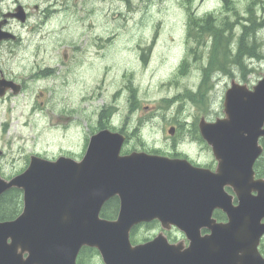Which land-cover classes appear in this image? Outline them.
Instances as JSON below:
<instances>
[{
    "label": "clouds",
    "instance_id": "1",
    "mask_svg": "<svg viewBox=\"0 0 264 264\" xmlns=\"http://www.w3.org/2000/svg\"><path fill=\"white\" fill-rule=\"evenodd\" d=\"M33 3L39 4V19L33 15ZM18 4L27 19L7 27L0 22V32L11 33L24 47L13 49L17 58L0 81L31 89L33 103L24 112V130L7 140L9 151L24 157L46 156L52 162L66 153L79 154L100 114L108 111V129L132 142L129 156L163 154L170 161L219 174L221 159L216 156L215 165L206 166L212 153L206 152L194 130L198 122L215 125L231 119L226 94L233 85L254 94L264 81V0H0V21L4 14L16 13ZM253 21L255 29L245 35ZM208 23L214 30L208 35L196 30ZM217 31L226 41L227 72L212 71L211 98L198 112L188 94L200 93ZM242 37L248 47L255 46V63L237 62ZM65 44L73 47L72 58L56 75L55 70L65 64ZM242 64L260 79L249 84ZM46 70L52 75L41 76ZM45 92L47 103L36 107L35 98ZM176 128L181 129L178 136L169 131ZM259 135H264V123ZM249 195L259 197L260 190L251 188ZM230 204L239 208L241 200L230 199ZM230 223L229 217L224 225ZM258 223L264 226V216ZM198 234L204 239L213 231L202 225ZM4 243L12 245L13 237L6 236ZM173 246L183 253L191 243ZM15 253L23 261L31 255L21 244ZM244 255L245 250L237 252ZM258 256L264 261V254Z\"/></svg>",
    "mask_w": 264,
    "mask_h": 264
},
{
    "label": "water",
    "instance_id": "2",
    "mask_svg": "<svg viewBox=\"0 0 264 264\" xmlns=\"http://www.w3.org/2000/svg\"><path fill=\"white\" fill-rule=\"evenodd\" d=\"M226 99L229 121L199 122L203 138L221 159L218 175L167 156L122 155L126 139L106 128L91 136L80 163L67 156L57 162L32 156L23 173L9 182L0 179V195L11 187L24 193L22 214L0 225V264H78L85 246L98 249L105 264H250L252 230L257 239L264 232L258 223L264 216V181L251 179L262 152L258 140L264 135H257L264 123V81L254 94L233 85ZM226 187L241 200L239 208L231 206L234 195ZM251 188L260 196L251 197ZM115 196L117 218L102 217ZM215 208L223 209L231 223H217ZM153 220L164 229L177 226L190 237L191 247L181 253L163 232L133 244L132 229ZM202 225L212 229L211 237H199ZM6 236L13 237L12 245L4 243ZM17 244L31 251L27 261L15 253ZM240 250L247 256H237Z\"/></svg>",
    "mask_w": 264,
    "mask_h": 264
},
{
    "label": "flooded vegetation",
    "instance_id": "3",
    "mask_svg": "<svg viewBox=\"0 0 264 264\" xmlns=\"http://www.w3.org/2000/svg\"><path fill=\"white\" fill-rule=\"evenodd\" d=\"M27 2L31 3L30 0H27ZM17 11L16 13H6L4 14L3 21H0L4 24V26H9V24L13 21L18 22L20 24H23L25 20L27 19V16L23 13L22 8L19 4L17 5ZM32 7L35 9L33 12V15L39 19L40 11H39V4L33 3ZM47 18V17H45ZM21 42L17 37H14L11 35V33H2L0 32V64L4 66V71L0 72V75H7V66L17 58L16 52L13 49H18L21 46ZM65 64L58 67L56 71V75H58L61 71H63L64 67H66V63L71 60L72 56H70L68 51H65L63 53ZM41 76H50L52 75V70H46L43 73H40ZM260 79V78H259ZM258 79V80H259ZM45 93H41V96H45ZM22 97L30 98L31 103H33V97L31 93V89H28L24 86H19L13 83V81L10 80H4L0 81V121H8V123L0 125V179H3L5 181H10L12 178H14L19 173H22L27 169L29 166L32 156H21L17 155V158H14V153L8 150V148L5 146L7 140L10 137H14L11 133V128L14 125V122H20L21 119L24 117V112L28 108V104L24 103L23 107H19L20 112H15L16 108V102L19 101ZM48 101V93L46 96V101L41 100L39 101L41 106H37L38 101L35 99V105L36 107H42L44 103H47ZM109 114L107 111L102 112L100 114V120L99 123L96 125V129H94V133L99 131L100 129L108 128L109 125ZM17 118V119H16ZM175 131V129H174ZM200 141L203 142L205 145L206 152L212 153V158L207 161V167H213L216 162V158L214 156V153L212 151V147L208 144V142L203 138L202 134L200 133L199 128V122H198V132L195 134ZM258 144L262 147V152L258 159L255 162L254 169H255V177L264 178V136H261L258 140ZM88 142V140H87ZM85 143V146L83 148V151H81L80 154H74V153H66L65 156L72 157L76 160H81L86 152L88 143ZM130 140L126 139L124 143V148L129 144ZM131 149L122 150V154H128ZM162 156H165L161 154ZM42 158H46V156H39ZM60 156H57V158ZM21 160V161H20ZM226 190L233 194V200L237 199L236 194L234 193L233 189L231 187H226ZM118 198V197H117ZM16 199H18V205L16 208ZM119 199V198H118ZM120 203V200H119ZM24 207V197H23V191L21 189L11 187L6 189L1 195H0V221L7 222V221H14L20 215L23 211ZM212 218L217 223H225V221L228 220V216L226 212L221 208H215L212 212ZM158 221H154L151 223H143L141 226L145 227H151L150 224L153 223L152 226L160 224ZM1 225V224H0ZM207 227V226H206ZM162 228V227H161ZM178 228L175 226H172L171 229H161L156 235H159L161 232H163L168 240L171 243L176 242H190V237L183 233L181 236L174 235V231H176ZM179 230V229H178ZM255 234V235H254ZM155 237V236H154ZM150 239H145L142 242H146ZM132 241L134 239L132 238ZM141 243V242H138ZM256 243H257V251H256ZM236 253V252H235ZM258 253L264 254V232L260 235L259 239L256 237V230H252V261L250 264H264V261H261L259 259ZM234 254V253H233ZM208 255V254H207ZM245 254L243 257H246ZM206 264H209L207 261Z\"/></svg>",
    "mask_w": 264,
    "mask_h": 264
},
{
    "label": "trees",
    "instance_id": "4",
    "mask_svg": "<svg viewBox=\"0 0 264 264\" xmlns=\"http://www.w3.org/2000/svg\"><path fill=\"white\" fill-rule=\"evenodd\" d=\"M255 27H256V24L253 21L252 29H245V35H247L249 31L254 30ZM196 30L199 33H202L204 35H208L210 32L214 31L211 29L210 23L205 24L203 27H200L199 25H197ZM215 41L216 43H215L214 55L212 57L210 66L208 67L207 70L204 71L203 82H202L200 93L197 96H193L195 97L196 102L202 101L204 98L206 99L205 92L209 93V89L212 88L213 82H211V79H209V76L213 70H220V71L227 72V68L225 67V65L229 61L226 55V48H225L226 41L224 37L221 35V33L218 31L215 32ZM242 59L244 62H247L248 60H252V59H257V57L255 56V46L251 48L248 47L245 42L244 37L241 38L240 52L236 57L237 62H240ZM241 66L243 69V64ZM243 70L246 71V69H243ZM191 99L194 100L193 98ZM194 131L196 133L198 132V124L196 125ZM119 204H120L119 199L117 197L111 198L104 205L101 215L109 219L116 218L118 215V211H119ZM17 205H18V199H16V208H17ZM152 225L153 223L150 224L149 226H152ZM135 231L136 230H134V232ZM96 253H98V251L94 248H89V247L83 248L78 258L79 264H89V259L93 256V254H96Z\"/></svg>",
    "mask_w": 264,
    "mask_h": 264
},
{
    "label": "rangeland",
    "instance_id": "5",
    "mask_svg": "<svg viewBox=\"0 0 264 264\" xmlns=\"http://www.w3.org/2000/svg\"><path fill=\"white\" fill-rule=\"evenodd\" d=\"M30 1L32 2V0H30ZM226 3H227V1H226ZM23 47L24 46L21 45L18 49H23ZM64 49H65V51H68L69 52L70 56H72L74 49H73V47L70 44H65L64 45ZM65 51H63V53ZM255 60L256 59L248 60L247 63H255ZM65 66H67V63H66ZM62 72L63 71H61L58 75L62 74ZM245 74H246V79L249 82V84H251L252 82H254L255 80H258L260 78V75L257 72L248 71L247 69L245 71ZM211 82H213V81L211 80ZM221 86H222V83L216 84V87L217 88H220ZM201 87H202V84H201ZM45 94H46L45 96H41L40 95L38 98H35L38 101L37 106H39V105L41 106V104H40L39 101H41V100H45L46 101L47 92H45ZM188 95H189V99L191 100L193 106H195L198 109V112H199L203 108V106L207 102V100L211 98V91L209 89V95L206 97V99L204 98L202 101H197V102L195 100V97L191 96V94H188ZM191 98H193L194 100H192ZM98 102H102V101H98ZM24 103H27L28 104V107H29L30 106V103H31V99L30 98L22 97L19 101L16 102V108H15L14 111L15 112L17 111L19 113L20 112L19 107H21V106L23 107ZM135 106H136L135 103H133V107H135ZM221 107H222V105H221ZM22 122H23V119H21L20 122H16V120H15L14 125L11 128V133L13 134L14 137L17 136V135H19L24 130L22 128ZM96 127L97 126H95L94 129H96ZM94 129L90 130V135L85 140V143L87 142L88 139H90L91 135L93 134ZM180 131H181L180 128H176L175 131H174V133L178 136L180 134ZM194 134H196L195 131H194ZM85 143H84V146H85ZM201 143L203 144L202 141H201ZM84 146H83V148H84ZM83 148H82V151H83ZM127 149H132V142L131 141L129 142V144L125 148L123 147V150L124 151L127 150ZM74 154H76V153H74ZM14 155L17 156L19 154H14ZM161 229L162 228H161L160 224H157V225H154V226H151V227H148V226L147 227H145V226L142 227V226H140V227H138L136 229L134 235H132V238L137 243L138 242H142L145 239H152L154 236H156V234ZM173 234L174 235H177V236L183 235V233L180 230H178V229L176 231H174ZM89 264H104V262H103V260H102V258L100 256V254L99 253L98 254L96 253V254H93V256L89 259Z\"/></svg>",
    "mask_w": 264,
    "mask_h": 264
}]
</instances>
